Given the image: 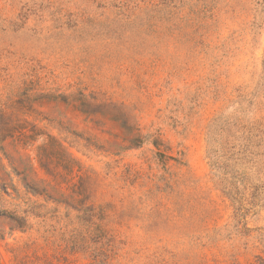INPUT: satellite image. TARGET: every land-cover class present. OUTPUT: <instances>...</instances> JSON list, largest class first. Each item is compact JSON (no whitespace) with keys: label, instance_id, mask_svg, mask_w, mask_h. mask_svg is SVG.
<instances>
[{"label":"rangeland","instance_id":"1","mask_svg":"<svg viewBox=\"0 0 264 264\" xmlns=\"http://www.w3.org/2000/svg\"><path fill=\"white\" fill-rule=\"evenodd\" d=\"M0 264H264V0H0Z\"/></svg>","mask_w":264,"mask_h":264},{"label":"trees","instance_id":"2","mask_svg":"<svg viewBox=\"0 0 264 264\" xmlns=\"http://www.w3.org/2000/svg\"><path fill=\"white\" fill-rule=\"evenodd\" d=\"M82 105H83V107H86L85 104H82Z\"/></svg>","mask_w":264,"mask_h":264}]
</instances>
